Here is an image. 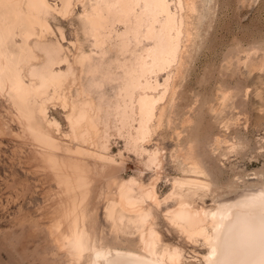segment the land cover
I'll list each match as a JSON object with an SVG mask.
<instances>
[{
	"label": "rangeland",
	"instance_id": "rangeland-1",
	"mask_svg": "<svg viewBox=\"0 0 264 264\" xmlns=\"http://www.w3.org/2000/svg\"><path fill=\"white\" fill-rule=\"evenodd\" d=\"M48 1L60 4L59 0ZM93 1L73 0L67 13L47 17L50 29L30 39L59 41L73 69L59 94L48 90L41 99L45 109L35 118L37 126L56 139L59 146L54 151L59 157L78 155L76 150L83 148L113 159L108 162L85 156L98 170L93 174L85 207V227L91 243L142 250L135 228H114L106 216L110 202L116 198L117 184L134 177L144 184L152 183L161 200L159 207H153V227L161 244L180 250L182 262L201 264L208 246L201 238L190 239L168 220L166 208L176 205L169 193L175 179L195 177L186 170V151L192 147L203 156L210 171L209 175L197 176L207 187L190 195L194 206L211 208L218 200L264 186V0H181V6L169 0L171 9L183 21L179 52L177 60L157 74L160 82L169 74L170 87L159 103L158 122L143 143L150 150L158 149L161 162L157 166L145 164V153L128 149L112 123L107 130L106 149L100 148L101 139L94 134L80 142L69 130V106H62L63 96L70 103L76 96H83L82 90H87L84 97L96 100L98 95V89L89 91L91 75L78 62L81 52L97 51L82 17ZM115 28L120 31L123 26L117 23ZM15 40L20 41L19 37ZM113 43L107 40L102 63L111 64V69L120 74L114 66L116 59L122 62L130 54H121ZM143 44L151 43L144 40L136 50L140 51ZM35 56V64L44 59L38 50ZM94 57L99 59V54ZM65 65L60 62L53 67L64 70ZM96 78L99 80L101 74ZM24 79L29 80L27 75ZM103 83L100 89L110 98L116 82ZM19 110L6 89L0 88V264H93L88 253L70 255L54 234L59 222L64 230L61 220L67 198L44 162L45 146L32 136L29 121ZM102 128L99 125L98 130ZM103 164L104 168H99Z\"/></svg>",
	"mask_w": 264,
	"mask_h": 264
},
{
	"label": "bare ground",
	"instance_id": "bare-ground-1",
	"mask_svg": "<svg viewBox=\"0 0 264 264\" xmlns=\"http://www.w3.org/2000/svg\"><path fill=\"white\" fill-rule=\"evenodd\" d=\"M72 1L59 0L57 6L48 0H0V88L6 89L19 112L27 117L24 119L29 121L32 136L45 146L44 162L51 168L67 198L61 220L64 230H61L60 222L56 223L54 234L70 255L80 257L88 253L93 264H189L181 261L180 250L176 247L161 244L159 233L153 227V207H159L161 200L152 183L144 184L134 177L117 184L116 198L110 202L106 216L114 228H135L142 250L91 243L90 232L85 227V207L93 174L98 170L94 163L88 164L85 156L105 158L108 162L113 159L83 148L76 150L78 155L59 157L54 151L59 146L56 139L37 126L35 118L38 113L44 114L45 109L41 99L47 96L48 90L57 94L63 81L73 74V69L59 41L47 43L36 39L30 42V39L33 35L38 38L44 30L50 29L47 17L67 13ZM176 1L181 6V0ZM82 17L97 51L94 54L81 52L78 62L83 68L86 66L91 75L89 91L98 89V95L96 100L84 97L87 90H82L83 96H76L70 103L63 96L62 106H69L66 119L72 137L81 142L94 134L101 139L100 148L106 149L107 130L112 123L128 149L145 153L147 166L159 165L158 149L150 150L143 143L158 122L159 103L170 87L169 74L163 82L158 80L157 74L177 60L182 19L171 9L169 0H94L83 11ZM117 23L123 26L122 30L115 28ZM15 37L20 41L17 42ZM107 40H113L121 54H130L122 62L117 59V63L114 62L117 70H121L120 74L111 69V64L103 66ZM144 40L151 44H143L137 51V45ZM35 50L44 56L38 64L32 62L36 57ZM97 54L99 59L94 57ZM60 62L66 64L64 70L53 67ZM95 74H101V78L96 80ZM26 75L28 81L24 79ZM103 81L116 82L110 98L100 89ZM99 125L103 127L101 132ZM197 152L193 147L186 151L189 161L186 170L195 177L173 181L174 189L169 197H175L176 205L166 208L168 220L190 239L201 238L208 246L201 264H264V186L218 200L211 208L194 206L190 195L207 187V183L197 176L210 174L203 156ZM105 164L99 168H104Z\"/></svg>",
	"mask_w": 264,
	"mask_h": 264
}]
</instances>
